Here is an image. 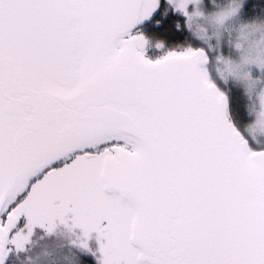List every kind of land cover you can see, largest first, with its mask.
<instances>
[{
  "label": "snow or ice",
  "instance_id": "6c2138e0",
  "mask_svg": "<svg viewBox=\"0 0 264 264\" xmlns=\"http://www.w3.org/2000/svg\"><path fill=\"white\" fill-rule=\"evenodd\" d=\"M158 6L0 0V264L68 217L102 264H264V148L202 50L145 58Z\"/></svg>",
  "mask_w": 264,
  "mask_h": 264
},
{
  "label": "clouds",
  "instance_id": "9594fccd",
  "mask_svg": "<svg viewBox=\"0 0 264 264\" xmlns=\"http://www.w3.org/2000/svg\"><path fill=\"white\" fill-rule=\"evenodd\" d=\"M169 4L185 17L184 27L191 36L206 45V48L196 50L205 53L199 67L207 79L225 96L213 82L212 70L225 85L232 83L243 90L248 101L245 108L250 119L242 127L229 119L230 122L248 141L264 143V19L242 18L245 0H211L212 9L206 7L205 0H169ZM181 4L184 9L177 10V6ZM180 27L177 22V28ZM225 46L228 48L227 53L224 52ZM209 53H214V56ZM209 64H212V69L208 67ZM256 71L258 75L254 74ZM60 225H64L66 229L61 233V238L67 241L68 246L88 249V238L83 232L75 233L78 227L74 226L70 217L64 221L57 219L50 230L47 228V232L56 234ZM32 234L23 249L25 245L33 243ZM85 244L88 245L87 248L84 247ZM45 255L51 254L46 252ZM37 259L39 257H29L32 264ZM63 259L64 264H78L75 254H65Z\"/></svg>",
  "mask_w": 264,
  "mask_h": 264
},
{
  "label": "rangeland",
  "instance_id": "374dc122",
  "mask_svg": "<svg viewBox=\"0 0 264 264\" xmlns=\"http://www.w3.org/2000/svg\"><path fill=\"white\" fill-rule=\"evenodd\" d=\"M169 1V0H168ZM246 1V0H245ZM160 0H159V6L157 9L152 13V15L141 21L139 24L144 25L145 22L149 21L156 15V11L160 7ZM205 5L208 9H212L213 5L211 4V0H205ZM172 8L173 6L170 5ZM175 11V9L173 8ZM177 12V11H175ZM185 18V17H184ZM131 35H143L141 33L140 28H136L135 30L131 31ZM144 38L147 40V44L145 48L143 49L144 55L146 59L155 61L157 59L163 58L171 51L181 52L189 48L191 46L193 49H198L193 47L192 44L179 46V48H168L165 49L164 45L160 43H154L151 40H149L145 35H143ZM198 43H201L199 48H206V45H204L201 41L197 40ZM162 45V46H159ZM224 52H228L227 46L224 47ZM210 56H214V53H209ZM208 67L212 69V64H209ZM255 75H258V71L254 72ZM211 78L213 82L217 85V87L222 90L227 98L228 102L230 99L229 91L235 90V92H242L243 90L239 88L238 86L229 83L228 85H225L223 81H221L214 70L211 71ZM228 117H229V106H228ZM231 120V117H229ZM232 121V120H231ZM250 147L253 148V150H260L261 148H264V143L257 144L251 140H249ZM27 218L22 217L17 225V228L14 230V233L16 231L24 230L25 233H27ZM66 229L64 225H60L59 229L56 234H49L47 232V228L36 226L33 230V234L31 237V240L33 243H29L25 245L24 249H17L15 245L9 244L7 246L8 249V255L6 256L4 260V264H32V262L29 260V257L37 258L39 259L35 260V264H64V256L65 254H75L76 257H78V264H102V253L99 251L100 243L97 240L96 233H93L91 235V238L88 239V249H81L78 247H70L67 245V241L61 238V233L65 232ZM83 230L80 228L75 229L76 234H82ZM50 253L51 255H45V253Z\"/></svg>",
  "mask_w": 264,
  "mask_h": 264
},
{
  "label": "trees",
  "instance_id": "16d2710c",
  "mask_svg": "<svg viewBox=\"0 0 264 264\" xmlns=\"http://www.w3.org/2000/svg\"><path fill=\"white\" fill-rule=\"evenodd\" d=\"M160 2L156 15L144 25L137 27L140 28L141 33L152 42L164 45L165 49L179 48L189 43L199 48L201 43H198L184 27V16L175 12L169 2L165 0H160ZM241 17L264 19V0H246ZM177 22L180 23V28H177ZM229 96V117L235 125L242 127L250 119L245 108L247 98L242 92H235V90L229 91Z\"/></svg>",
  "mask_w": 264,
  "mask_h": 264
},
{
  "label": "water",
  "instance_id": "95a60500",
  "mask_svg": "<svg viewBox=\"0 0 264 264\" xmlns=\"http://www.w3.org/2000/svg\"><path fill=\"white\" fill-rule=\"evenodd\" d=\"M139 24H136L132 29L131 31L135 30V28L138 26Z\"/></svg>",
  "mask_w": 264,
  "mask_h": 264
},
{
  "label": "flooded vegetation",
  "instance_id": "af4514ba",
  "mask_svg": "<svg viewBox=\"0 0 264 264\" xmlns=\"http://www.w3.org/2000/svg\"><path fill=\"white\" fill-rule=\"evenodd\" d=\"M165 1L169 2L168 0H165ZM138 26H139V25H138ZM138 26H137V27H138ZM137 27H136V28H137ZM136 28H135V29H136Z\"/></svg>",
  "mask_w": 264,
  "mask_h": 264
}]
</instances>
